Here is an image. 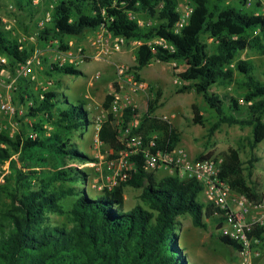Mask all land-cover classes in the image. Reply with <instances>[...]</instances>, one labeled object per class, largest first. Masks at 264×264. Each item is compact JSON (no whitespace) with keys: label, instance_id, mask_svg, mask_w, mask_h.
Masks as SVG:
<instances>
[{"label":"trees","instance_id":"trees-1","mask_svg":"<svg viewBox=\"0 0 264 264\" xmlns=\"http://www.w3.org/2000/svg\"><path fill=\"white\" fill-rule=\"evenodd\" d=\"M15 1L33 18L38 14L35 0ZM238 1L241 7L226 6V0H191V20L176 34L178 0H55L51 22L37 42L40 46L58 43L65 51L73 39L102 28L125 38L128 44L142 41L144 45L136 50V72H142L153 60L181 64L184 71L180 78L188 83L181 93L195 91L203 96L216 120L209 135L215 136L223 126L250 127L251 149L255 150L264 142V81L255 76L251 62L240 60V54L251 51L264 55V18H254L246 11L250 0ZM139 15L154 24L141 26ZM205 37L214 40V50ZM156 38L166 40L174 50L148 46ZM35 50L20 44L0 18V57L7 59L6 63L0 61V74L3 70L15 74ZM46 74L53 78L55 74L78 76L81 72L52 64ZM239 74L245 80L239 81ZM19 82L20 101L34 103L26 117L35 123L16 136L0 133V162L10 163V174L0 184V264H188L178 240L180 217L190 216L193 225L203 229L208 228L205 218L224 221L211 204L201 201V184L149 173L141 156L132 158L138 170L131 179L111 192L94 191L95 196H91L87 188L92 185V169L71 166L73 162L94 161L75 142L77 135L95 125L87 103L61 99V81L40 94L27 86V79ZM236 85L234 93L213 92L215 87ZM241 90L245 91L242 97L238 95ZM160 98L157 93L145 108L130 107L125 113V126L135 115L139 117L140 125L134 132L143 135L145 144L155 138L154 152L171 150L180 142L173 126L155 116ZM110 105L111 98H107L103 107L108 110ZM197 122L204 125V118ZM30 132L37 134L35 140L29 138ZM118 135L119 128L110 115L98 133L99 140L117 151ZM220 156L224 160L221 178L232 191L255 205L263 203L261 189L249 183L254 160H250L247 172L238 149L230 148ZM128 188L141 191L140 203L130 208ZM56 218L63 220L57 222ZM249 237L264 245V228L256 227ZM220 239L238 252L243 250L229 236Z\"/></svg>","mask_w":264,"mask_h":264},{"label":"rangeland","instance_id":"rangeland-1","mask_svg":"<svg viewBox=\"0 0 264 264\" xmlns=\"http://www.w3.org/2000/svg\"><path fill=\"white\" fill-rule=\"evenodd\" d=\"M36 1V0H35ZM55 0H47L39 3L34 2V6H38V14L33 18L27 11H22L18 8L15 0H0V18L4 24L11 26L10 31L13 37L19 39L23 36H32L38 30V23L45 13V10ZM261 4V7L259 6ZM241 7L238 0H226V6ZM13 6L14 8H11ZM247 12L251 13L254 18H264V0H250L247 7ZM140 21L146 24L151 22L144 19L141 15L138 16ZM153 22V21H152ZM260 32L257 30L255 34ZM96 37V32L88 33L82 39H73L72 41L84 48L88 59L85 63L80 64L76 69L81 72L78 76H62L55 74L53 78H49L46 74L52 64H56L58 52L60 51L57 44L50 46H40L37 40L24 43L25 47L34 46L42 51L41 63L36 62L32 67V75L36 78L27 79L28 87L34 90L37 94L41 93L38 88L39 81L52 79L55 88L56 83L61 81L62 89L59 91L60 98H67L71 103L82 100L87 103V109L90 112L93 123H96L97 118L101 117L104 112V103L107 98H111L112 94L118 92L126 93L122 90L121 84L117 77V66L125 65L133 70L139 76V81L146 84L145 91H141L134 95V104L138 107H146L149 100H154L157 93H160L161 98L158 104V109L155 116L158 118H168L169 124L177 131L180 142L178 146L184 147L190 158L197 160L199 156L220 155L227 152L230 148L238 149L241 152L242 160L245 168H250V160H254L252 168V176L249 177V183L252 186H257L261 189V185L256 182L254 168H264V142L255 150L251 149L253 141L252 128H241L238 126H223L215 136L209 135L210 129L215 124L216 120L206 105L203 96L195 91L181 93L185 83L181 80L180 74L184 71V66L177 62L162 63L158 60H153L142 72L138 73L134 70L136 65V50L134 44H123L121 53L106 57L102 60L95 59L96 49L92 41ZM205 42L211 49L216 48L213 39L204 38ZM119 56H125L126 61L118 59ZM3 58V57H0ZM124 59V58H123ZM240 59L251 62L254 66V74L260 80L264 81V55L255 52L245 51L240 54ZM242 74L238 75V80L242 81ZM20 81V80H19ZM13 84L14 74L5 71L3 76H0V100H5L7 96L14 97L13 104L15 107L14 114H3L0 119V133L7 132L11 136H16L21 129H31L35 119L26 117L28 109L31 107V102L23 103L20 101L19 83ZM236 86L229 88L215 87L214 92L234 93ZM244 90L238 92L242 97ZM198 118H204V125L197 122ZM96 125L91 126L84 134H79L75 137V142L78 146L86 149L87 154L96 160L101 157H106L109 148L98 143ZM85 166L86 164L72 163L71 166ZM83 166V167H84ZM10 163L0 162V184L5 183V178L10 174ZM264 175V169L262 170ZM261 173V174H262ZM108 174L107 170L105 175ZM261 175V176H263ZM172 176L170 171L162 172L161 177ZM92 185L87 188L91 196H95L94 191H100L99 186L102 182V177L94 169L91 171ZM141 191L128 188L126 192L128 207H133L140 203ZM201 201L207 204L206 198L202 195ZM57 222H61L62 218H56ZM182 223V232L179 234L180 248L185 256L188 264H237L238 251L232 247L222 243L220 237L223 236V227L225 222L217 223L213 219H204L208 225L207 229L198 228L193 225L190 216L180 217ZM255 264H264V245L261 246L260 256L255 259Z\"/></svg>","mask_w":264,"mask_h":264},{"label":"built area","instance_id":"built-area-1","mask_svg":"<svg viewBox=\"0 0 264 264\" xmlns=\"http://www.w3.org/2000/svg\"><path fill=\"white\" fill-rule=\"evenodd\" d=\"M40 0L34 1L39 3ZM179 7L177 12L180 19L174 28L176 34L189 24L192 14L193 6L191 0H178ZM11 8H14L11 6ZM54 4H50L45 10L44 15L38 23V30L32 36H23L19 39L20 44L30 41H36L40 32L51 22ZM131 18H136L131 14ZM141 26H152L154 22L145 23L139 21ZM5 28L11 30V26L5 25ZM126 43L125 38L115 37L102 28L96 32V37L92 41L96 49L95 59L102 60L106 57L121 53L123 51V44ZM58 43H50L53 46ZM135 48L144 45V42H133ZM159 45L164 49L174 50V48L162 38H156L148 43V46ZM154 52L155 49H154ZM42 51L36 48L33 56L29 61L16 69L14 74V82L16 84L20 79H33L36 78L32 75V67L38 62L41 63ZM88 56L82 46L77 45L73 41L70 42V49L59 51L56 65L60 68L71 66L77 68L80 64L85 63ZM2 63H6V58H0ZM3 70L0 76H3ZM117 77L124 92L112 94L111 105L108 110L104 109L103 115L96 120V127L99 133L102 125L110 115L113 116L119 128L118 141L120 148L115 151L110 149L106 157H101L87 163V167H91L102 177L100 190L113 191L122 182L131 179L137 173V163L132 158L143 157L144 168L149 173H155L161 177L162 172L170 171L173 176L179 177L181 180H195L203 187V196L206 198L207 204H211L216 210L218 218H224L225 226L223 227V235L238 241L243 250L238 252L237 264H255V259L260 256V249L263 242L260 239H251L250 233L256 228H264V201L259 205L250 202L246 197L241 196L232 191L230 185L221 178L222 166L224 160L220 155L212 156L205 160H194L190 158L188 152L184 147L176 146L171 150H158L154 152L156 147L155 138L147 145L145 144L142 134L135 133L134 130L138 129L140 119L134 116L132 122L127 126L125 123V113L130 107L134 109L139 108L134 104L133 96L141 91H145L146 84L141 83L137 79V74L126 67L125 65L117 66ZM55 86L52 79L39 81L38 88L41 91L47 92ZM14 97L7 96L5 100H0V119L3 114H14L15 107L13 104ZM34 107V103L30 104ZM163 121L168 122V118H162ZM98 133L96 135L98 143L103 145L99 140ZM29 138L35 140L37 134L34 132L29 133ZM84 166V165H83ZM78 166L85 168V166ZM107 170L108 174L105 175ZM260 194L264 197V182L262 183Z\"/></svg>","mask_w":264,"mask_h":264},{"label":"crops","instance_id":"crops-1","mask_svg":"<svg viewBox=\"0 0 264 264\" xmlns=\"http://www.w3.org/2000/svg\"><path fill=\"white\" fill-rule=\"evenodd\" d=\"M124 58V59H123ZM118 59H121V60H124V61H126L127 60V58L125 57V56H119V58ZM241 60V59H240ZM235 66V64H233L232 65V67H234ZM214 92V91H213ZM110 149H112V148H109V150ZM264 168H254V175H255V178H256V182L259 184V185H261L263 182H264V175H263V173H262V170H263ZM262 173V174H261ZM261 175H263V176H261Z\"/></svg>","mask_w":264,"mask_h":264}]
</instances>
